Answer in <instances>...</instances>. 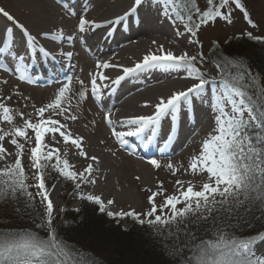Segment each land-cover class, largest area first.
Listing matches in <instances>:
<instances>
[{
    "label": "snow or ice",
    "instance_id": "6c2138e0",
    "mask_svg": "<svg viewBox=\"0 0 264 264\" xmlns=\"http://www.w3.org/2000/svg\"><path fill=\"white\" fill-rule=\"evenodd\" d=\"M143 3L144 0H133L128 11L107 23L122 24L136 16ZM153 4L165 19L173 24L179 22L183 26V32L190 34L189 43H199L198 33L202 27L218 19L231 22L234 10L248 16L243 0H206V10L198 6L197 0H153ZM69 11L71 15H76L74 10ZM0 14L13 21L14 26L22 31L30 57L38 54L52 56L43 46H38L37 37L8 11L0 7ZM99 27L102 25L95 20L80 15V33ZM5 31L11 33L13 29L6 28ZM43 36L47 38L49 33H43ZM2 37L3 34L0 33V38ZM247 37L264 43V36H254L252 32H248ZM51 38L54 41L64 40L65 33L59 30ZM67 39L73 41L74 37L68 36ZM8 47L4 43L0 52L8 51ZM61 54L71 61V51ZM24 59L21 55L17 65L11 69L7 65H0V69L11 70L22 82L34 83L32 75L24 67ZM202 63V53L199 57L187 52L177 55L160 46L159 54L144 55L133 67H123L124 75L111 80L112 85H118L125 76L135 72L163 69L183 72L194 81L186 90L173 93L167 99L161 97L154 114L120 121L126 130L117 131L116 122L110 118V114L106 116L112 134L124 146L128 145V138L132 137L151 142L155 135L154 126L163 117L171 115L175 122L180 113L187 111L197 98L211 93L209 106L214 126L203 139L198 154L190 158L189 166L193 174L206 173V181L197 190L191 182L185 187L184 181L177 180V190L172 194H165L163 181H160L157 191L147 189L150 192L147 197L149 207L141 212L135 209L107 211L100 195L80 191L82 185L96 182L92 178L96 171L94 166L100 161L95 155L88 156L82 147L84 138L73 136L67 122L79 119L74 107L78 108L80 102L87 100L89 95L101 97L102 88H107L108 85H100L97 81H108L109 76L103 72L94 73L90 89L80 80L79 90L73 89L72 79L68 78L59 86L53 99L38 108L33 105L34 113L30 114L17 112L9 105L7 101L12 99L11 95L0 96V125L9 126H0V202L13 203L17 213L25 211L26 215H31L26 210L34 208L39 197L45 208L43 216L39 222L34 221L32 229L0 232V264H96L91 256L85 257L83 249L64 238L54 224L55 207L45 176L48 167L53 168L63 179L72 182L78 197L99 206L100 212L107 211V215L112 218L131 217L139 225L148 226L152 230V238L161 243L165 254L178 264H264V252L258 253L256 250L258 243H264V76L254 74L243 58L228 55L217 57L215 67L219 69V74L216 76L202 71L198 66ZM114 67L117 65L110 62H99L96 65L98 70ZM217 81L220 87L212 88ZM16 95H20L19 91ZM17 117L22 121L21 125H17ZM29 132L33 134L35 142L29 154V163L35 170V193L31 190L33 186L28 182L23 163L25 144L32 139ZM56 134L65 143H71L80 150V155L90 161L87 167L82 171L71 170L73 166L67 159H61L60 150L46 143V136L53 143H59ZM6 139L8 145L14 146V150L10 151L5 146ZM168 139H171L170 135ZM144 146L147 147L148 144ZM166 147L167 142L160 149L161 152ZM53 161L55 162L52 163ZM150 163L157 169L161 167L155 159ZM167 167L174 168L171 163ZM157 197L161 198L160 202ZM21 200L24 202L23 210L19 207ZM114 203L111 199L107 201V205ZM75 211L78 212L79 209ZM253 221L261 222V230L252 235H244L242 229H251Z\"/></svg>",
    "mask_w": 264,
    "mask_h": 264
},
{
    "label": "bare ground",
    "instance_id": "6f19581e",
    "mask_svg": "<svg viewBox=\"0 0 264 264\" xmlns=\"http://www.w3.org/2000/svg\"><path fill=\"white\" fill-rule=\"evenodd\" d=\"M108 2L109 0H0V7L37 37L38 46H43L55 56V59H52V56L44 57L42 54L30 57V50L26 51V37L22 31L14 26L13 21L0 14V33L3 34L0 38V47H3L4 43L9 46L8 51L0 52V65H7L8 69H11L19 63L18 57L24 56V67L30 75L34 74V84H46V86H34L32 89L37 87L47 94H54L68 78L72 79L73 87V80L81 76L84 86L90 89L94 73L103 72L110 77L108 81H97L100 85H108L107 88H102L101 97L89 95L87 100L80 102L78 108L74 107L79 119L67 123L73 136L84 138L82 147L88 156L95 155L99 158L100 162L94 166L96 171L92 177L96 182L88 184L91 193L103 194L105 203L111 199L116 205L128 201L139 206L140 202L136 194L125 195L123 189L117 193L112 192L115 182L125 183L122 170H132L137 167L143 174V182H149L147 164L134 157V150L144 149L145 159L151 160L152 157L166 156L163 152L172 144L183 143L187 145L186 147H190L199 138L195 133L196 129L206 123L212 112L209 106L211 94L207 93L203 98H197L187 111L180 113L175 122L172 121L171 115L163 117L161 122L154 126L155 135L151 142L132 137L128 138L127 146L121 145L112 134L106 116L110 114V118L116 122L117 131L126 130L125 126L119 123L120 121L154 114L155 106L161 97L167 99L173 93L186 90L194 81L187 78L183 72L163 69L135 72L125 76L118 85H112L111 80L124 75L122 68L133 67L144 55L159 54L160 46H163L165 51H172L177 55L184 52L191 55L195 49L193 42L189 43L190 34L183 32V26L179 22L173 24L165 19L153 4V0H144L138 14L120 25L107 22L115 20L128 11L133 0H112V5ZM69 9L74 10L76 15H71ZM81 14L87 19L95 20L102 27L80 33L78 19ZM6 28H12L13 31L7 33ZM59 30L64 31L65 39L52 40V34ZM43 33H49V36L45 38ZM68 36L74 37V40L69 41ZM69 51L73 53L71 61L61 54ZM99 62H110L117 67L98 70L96 65ZM15 78L22 82L11 70L0 69V80L4 85L14 84ZM5 80H7L6 84ZM75 104L74 98L73 105ZM92 122H95L96 126H93ZM97 136L104 138L102 140L104 144L100 143ZM30 137L32 139L25 144L27 153H30L31 147L35 146L33 134ZM45 139L52 148L60 150V156L67 159L75 171H82L90 163L87 158L80 155L79 149L71 143H65L58 134L56 139L59 143H53L48 136ZM165 142L167 147L161 152L160 149L164 147ZM146 143L147 147L144 146ZM26 156L24 162H29ZM115 157L120 158L121 161L115 160ZM34 172L28 167L30 179L35 178ZM136 180L135 178L134 182ZM57 195L52 188L50 197L55 209L58 206Z\"/></svg>",
    "mask_w": 264,
    "mask_h": 264
},
{
    "label": "rangeland",
    "instance_id": "374dc122",
    "mask_svg": "<svg viewBox=\"0 0 264 264\" xmlns=\"http://www.w3.org/2000/svg\"><path fill=\"white\" fill-rule=\"evenodd\" d=\"M197 2L198 6L201 7L202 10H206V0H197ZM108 3L112 5L113 2L112 0H109ZM243 3L247 8L248 16H245L239 10H234L231 22L218 19L217 21L210 23L208 26L201 28L198 33L199 43L193 42L195 52L191 55H197L199 57L200 53L203 54V63L198 64L202 71H206L212 76L218 75L219 69L215 67L217 57L228 55L229 57L243 58L246 65L250 67L254 74L264 76V43L256 42L247 37L248 32H252L254 36H264V0H243ZM80 77L81 76L73 80L74 90H79L81 88V85L79 84V81L81 80ZM41 85L46 86V84L43 83L29 84L28 82H19L16 79L14 84L6 86L0 80V96L7 97L8 95H11L12 99L7 101V103L13 106L17 112H24L25 114L34 113L33 105L38 108L53 99L55 94H47L46 91L43 92L37 87L36 89H32L34 86ZM211 87H220L219 81ZM17 91L20 93L19 96L16 95ZM33 118L35 119V116ZM16 123L17 125L22 124L19 117L16 118ZM92 123L93 126H96L95 122ZM0 126L4 128L9 127L7 124H2ZM213 126V113L211 112L206 123H203L200 128L196 129V135H198L199 138L195 143L190 145V147H186L187 145L182 143L178 146V148L180 149L182 146H185V148L182 147V150L176 154L174 153L161 157L158 156V158L152 157L151 160L155 159L160 163L161 167L158 169L150 163L151 160H146L144 156H140L138 153L140 160L142 162L145 161L147 164L150 177L149 182H143V174L137 167L132 170H122L123 172L121 173L125 178V183L118 184L115 182L112 192L117 193L123 189L122 191L125 195L134 193L136 194V198L140 202V205L137 206L128 201L119 205H116L115 203L107 205V203H105L107 211L118 212L120 210L129 211L131 209H135L137 212L146 211L149 207L147 197L150 195V192L147 191V189L157 191V186L160 181H163V187L166 189L165 194H172L176 192L178 186L175 182L177 180L184 181L185 187H187V184L191 182L198 190L201 184L206 181L207 174H193L189 170L190 158L198 154L203 139L206 137V134L212 130ZM31 134L32 133L29 132V136ZM97 137L99 138L100 143L102 142L104 144L102 141L104 138L99 136ZM5 146L9 147L10 151L14 150V146L8 145L7 139L5 140ZM29 154L30 153L25 152L28 160ZM61 159L65 158L61 156ZM115 160L121 161L118 157H115ZM54 162L55 161L52 163ZM23 163L28 175V182L33 186L31 190L35 193L36 177L30 179L28 167H30L33 171L35 170L29 162L23 161ZM169 163L174 166L173 169H169L167 167ZM176 169L179 170L176 171ZM71 170L74 169L72 168ZM174 171L175 174H173ZM45 176L49 191L54 185L55 187L53 189L58 194L56 197L58 206L54 212V224L64 238L84 250L85 257L91 256L95 259L96 264H141L139 262L142 259L140 248L134 249L132 246L127 248L126 245H124L127 242L124 238L128 235L130 238L127 239L133 240V243H137L140 246L146 245L144 247L150 251L148 254L151 255L153 259L157 260L155 251L150 248L154 242L157 243L156 240L152 238V230L145 225L148 229H150V231H143L144 229H141L140 225L131 217L112 218L107 215L106 211V215L101 217L104 220H101V218L99 219V225H101L102 221H107L105 227L101 226L104 232H102L99 237L95 236L94 238H91L93 235H90V233L88 234L86 227L82 228L80 226H75V228H71L69 225L70 221L73 219L72 216L77 214L82 209V202L79 201L80 198L76 194L74 184L63 179L51 167L47 168ZM136 177H139L140 179L134 182ZM80 191L92 194L88 184L82 185ZM98 195H100L104 200L103 194ZM157 201L160 202L161 198L157 197ZM68 202H71V204H68ZM15 207L16 205L13 203L3 204L0 202V232L8 230L17 231L25 228L32 229L34 227V221L39 222L40 217L43 216L45 211L44 205L40 202L39 197H37L35 201L34 208L26 210L27 212H30L31 215H26L25 211L17 213L15 211ZM19 207L22 210L24 209L23 200L19 202ZM178 207H182V205H178ZM61 209L65 210L61 211ZM67 209L70 210L67 212ZM75 209H79V211L77 212ZM104 228L106 230H104ZM261 228L262 224L259 226H255L254 224L251 229L244 228L242 229V232L246 236L253 232L251 233L252 235L261 230ZM72 230H74V233L70 232ZM41 235L46 234L41 233ZM146 236H149L150 240H146ZM168 243L171 242L169 241ZM158 244L159 248L162 249L161 243ZM256 250L258 253L264 252V243H258L256 245ZM167 259L171 261L168 263L164 262L162 264H178L177 261H174L171 258Z\"/></svg>",
    "mask_w": 264,
    "mask_h": 264
},
{
    "label": "trees",
    "instance_id": "16d2710c",
    "mask_svg": "<svg viewBox=\"0 0 264 264\" xmlns=\"http://www.w3.org/2000/svg\"><path fill=\"white\" fill-rule=\"evenodd\" d=\"M80 201L82 202V209L77 214L72 216L73 219L70 221V225L69 226H71V228H75V226H80L82 228L86 227L88 234L90 233V235H93L91 238H94L95 236L99 237V235L102 232H104L102 230V227H105L106 224H107V221L105 220V221H102L101 225H99V223H100L99 219L103 215H106V213L105 212H103V213L100 212L99 211V206L95 205L92 202H88V201L82 200V199ZM68 204H71V202H68ZM68 210H70V209H67V212H68ZM101 220H104V219L101 218ZM253 224H255V226L256 225L259 226L261 224V222L253 221ZM140 228L144 229L143 231H145V232L150 231V229H148L146 226H141L140 225ZM104 230H106V229L104 228ZM70 232L74 233V230H72ZM251 233H253V232H251ZM251 233H249V235H251ZM127 238H130V237L127 235L124 238L125 241H127L124 244V245H126L127 248H129L130 246H132V248H134V249L140 248V252L142 254V259L139 262L141 264H160V263L162 264L164 262L168 263V262L171 261V260L167 259L169 257L165 254V251L163 249L159 248V244L158 243L154 242L150 246L151 250L155 251V255L157 256L156 257L157 260H156V259H153V257H151V255L148 254V253H150V251L147 248L144 247L146 245L140 246L137 243H133L132 242L133 240H130V239H127ZM145 239L146 240H150L149 236H146ZM147 245H149V244H147ZM142 249H143L144 252L142 251ZM130 262H132V261H130Z\"/></svg>",
    "mask_w": 264,
    "mask_h": 264
}]
</instances>
